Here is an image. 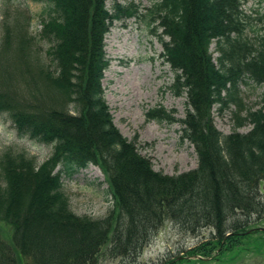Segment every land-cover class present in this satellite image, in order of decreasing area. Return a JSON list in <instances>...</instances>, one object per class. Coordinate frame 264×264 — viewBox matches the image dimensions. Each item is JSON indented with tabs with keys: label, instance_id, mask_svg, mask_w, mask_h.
<instances>
[{
	"label": "trees",
	"instance_id": "obj_1",
	"mask_svg": "<svg viewBox=\"0 0 264 264\" xmlns=\"http://www.w3.org/2000/svg\"><path fill=\"white\" fill-rule=\"evenodd\" d=\"M34 1L46 5L38 39L48 49L38 55L35 37L4 27L0 115L20 137L52 152L42 163L23 152L0 154V223L10 228L0 225V264H98L104 255L139 264L143 247L166 219L192 233L214 228L218 253L255 231L249 217L264 211V92L263 107L242 119L237 91L248 81L264 89V11L257 18L261 27H250L253 40L244 35L241 0H155L143 15L147 27L157 23L168 38L160 39L161 57L174 74L175 96L187 100L182 139L198 157L195 169L167 175L120 134L104 96L106 36L119 11L135 17L137 10L114 4L110 11L106 0ZM230 104L238 109L237 128L251 125L248 133L216 130L210 109ZM149 118L175 122L164 110ZM89 164L107 174L113 197L100 218L71 210L61 172L54 171L61 166L69 174ZM213 251L198 245L186 258L210 259Z\"/></svg>",
	"mask_w": 264,
	"mask_h": 264
},
{
	"label": "rangeland",
	"instance_id": "obj_2",
	"mask_svg": "<svg viewBox=\"0 0 264 264\" xmlns=\"http://www.w3.org/2000/svg\"><path fill=\"white\" fill-rule=\"evenodd\" d=\"M155 0H106V7L112 11L114 4L133 6L140 16L128 17L121 11L120 18L114 20L105 39V53L109 61L102 81L105 101L110 109L113 124L128 141L135 142L141 156L152 163L155 171L172 175L195 169L198 157L193 145L183 138V126L179 122L186 116L187 100L185 95L175 96L172 85L174 74L170 66L161 57L163 46L162 29H155L157 23L148 26L143 15L152 7ZM244 23V35L253 40L261 23L257 18L264 11V2L260 0H241ZM46 5L34 0H0V42L4 27L27 31L35 37L32 48L39 54L48 49V45L39 40L43 11ZM161 37V38H160ZM214 62L219 53L216 44L210 46ZM264 89L252 81L238 86L237 95L243 106L240 113L230 104L220 110L218 105L210 109V117L216 130L227 136L237 131L246 134L251 125L245 123L237 128L234 114L238 112L244 119L248 112L263 107ZM164 110L175 122L149 118L151 111ZM23 152L34 157L37 163L46 160L52 149L50 146L20 137L6 115H0V154L6 151ZM61 169V170H60ZM61 172L62 188L68 196L71 210L78 215L94 218L104 217L113 206L108 176L101 168L89 164L85 168L74 169L66 173L61 166L54 171ZM259 194L264 203V180L259 183ZM231 218L229 221H232ZM249 227L255 231L239 236L236 244L224 245L219 250L215 229L201 227L192 233L166 219L150 241L143 247L137 262L139 264H161L169 259H183L175 264H264V211L249 217ZM3 227L10 229L5 223ZM256 228H259L256 230ZM250 229V230H251ZM262 229V230H261ZM209 242V244H208ZM214 247L212 257L206 260L186 258L198 245ZM217 250V251H216ZM120 258L101 256L98 264H119ZM126 264V262L124 261Z\"/></svg>",
	"mask_w": 264,
	"mask_h": 264
},
{
	"label": "water",
	"instance_id": "obj_3",
	"mask_svg": "<svg viewBox=\"0 0 264 264\" xmlns=\"http://www.w3.org/2000/svg\"><path fill=\"white\" fill-rule=\"evenodd\" d=\"M262 230V229H261ZM196 257V256H195Z\"/></svg>",
	"mask_w": 264,
	"mask_h": 264
}]
</instances>
